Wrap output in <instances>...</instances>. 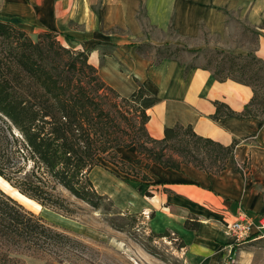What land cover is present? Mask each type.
<instances>
[{"label": "crops", "instance_id": "obj_1", "mask_svg": "<svg viewBox=\"0 0 264 264\" xmlns=\"http://www.w3.org/2000/svg\"><path fill=\"white\" fill-rule=\"evenodd\" d=\"M231 16L255 33L252 49L226 45ZM0 20L31 37L53 32L64 47L88 51L101 80L122 97H134L142 87L139 105L148 115L146 131L152 138L161 139L166 127L181 124L224 146L237 141L218 174L185 164L175 170L150 163L144 170L139 166L147 176L143 182L101 159L90 178L118 209L148 213L149 232H173L184 243V264H228L245 244L264 243L255 233L264 218V121L211 119L214 101L239 112L252 97L251 88L217 81L200 67L185 71L186 64L173 58L155 63L153 54L142 52L146 45H178L168 38L170 32L200 49L206 32L219 39L209 47L235 55L253 52L264 61V0H0ZM116 152L129 164L137 158L133 146ZM239 213L253 226L252 235L236 243L226 227ZM187 217L198 220L197 230L184 228Z\"/></svg>", "mask_w": 264, "mask_h": 264}, {"label": "trees", "instance_id": "obj_2", "mask_svg": "<svg viewBox=\"0 0 264 264\" xmlns=\"http://www.w3.org/2000/svg\"><path fill=\"white\" fill-rule=\"evenodd\" d=\"M146 46L154 48L155 63L176 59L179 51L201 50L173 44ZM206 55L204 65L186 64L185 71L200 67L211 71L217 81L233 80L252 90L239 112L214 101L211 119L263 122L264 61L253 52L235 55L213 49ZM144 94L139 87L134 97L120 96L88 62V51L64 47L55 33L43 31L32 38L0 20V177L41 207L70 215L73 211L66 195L94 210L109 198L90 179L101 159L143 182L147 176L141 169L150 163L175 170L191 165L210 174L225 168L236 140L224 146L181 124L166 127L161 139L152 138L146 131L148 115L139 105ZM132 146L137 153L133 164L120 160L117 149ZM198 227L195 217L185 219L184 228ZM150 234L176 239L179 247L184 246L173 232ZM78 246L83 244L0 189V264H27L23 257L62 264Z\"/></svg>", "mask_w": 264, "mask_h": 264}, {"label": "rangeland", "instance_id": "obj_3", "mask_svg": "<svg viewBox=\"0 0 264 264\" xmlns=\"http://www.w3.org/2000/svg\"><path fill=\"white\" fill-rule=\"evenodd\" d=\"M230 27L232 29L226 45L243 46L246 49H252L256 45V36L242 21L231 16ZM33 36L32 38H35V35ZM168 38L179 41L178 46L187 49L197 48L193 45L196 42L186 40L184 43L183 39L173 32L169 33ZM202 40L205 45L199 47L201 50L179 51L174 58L184 64L204 65L207 51L216 49L208 45L217 44L219 39L202 34ZM202 40L200 41L203 42ZM142 52L153 54V58L156 56L151 46H143ZM0 189L27 210L41 216L83 244L78 246L74 253L68 254L62 264H184L182 248L178 246V240L150 236L143 214L139 216L126 212V209H118L110 198L101 201L100 208L94 210L85 202L66 195L73 213L65 215L51 208L41 207L35 201L20 194L1 177ZM242 246L241 244L238 248ZM23 259L27 264H59L57 261L45 258L23 257ZM228 264H264V243L256 241L245 244L243 249L235 251Z\"/></svg>", "mask_w": 264, "mask_h": 264}, {"label": "built area", "instance_id": "obj_4", "mask_svg": "<svg viewBox=\"0 0 264 264\" xmlns=\"http://www.w3.org/2000/svg\"><path fill=\"white\" fill-rule=\"evenodd\" d=\"M145 219L148 218V213H143ZM252 222L245 217L243 213H239L235 220L229 223L226 227V233L231 236L236 243L245 241L252 235ZM264 218H261L258 224L255 226V233L259 234V237H264ZM171 236L173 234L171 233Z\"/></svg>", "mask_w": 264, "mask_h": 264}, {"label": "water", "instance_id": "obj_5", "mask_svg": "<svg viewBox=\"0 0 264 264\" xmlns=\"http://www.w3.org/2000/svg\"><path fill=\"white\" fill-rule=\"evenodd\" d=\"M10 196V195H9ZM11 197V196H10ZM14 199V198H13Z\"/></svg>", "mask_w": 264, "mask_h": 264}]
</instances>
